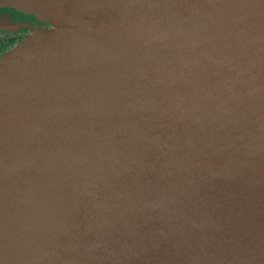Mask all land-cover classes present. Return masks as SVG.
Returning <instances> with one entry per match:
<instances>
[{
    "label": "water",
    "instance_id": "water-1",
    "mask_svg": "<svg viewBox=\"0 0 264 264\" xmlns=\"http://www.w3.org/2000/svg\"><path fill=\"white\" fill-rule=\"evenodd\" d=\"M0 4L50 25L0 55V264H264V0Z\"/></svg>",
    "mask_w": 264,
    "mask_h": 264
},
{
    "label": "bare ground",
    "instance_id": "bare-ground-1",
    "mask_svg": "<svg viewBox=\"0 0 264 264\" xmlns=\"http://www.w3.org/2000/svg\"><path fill=\"white\" fill-rule=\"evenodd\" d=\"M227 90L228 89L226 88V90L222 92L221 96H223V101L225 100L226 96H229L231 93H233V91H231L230 89L228 91ZM141 100H142V98H137V101H141ZM162 100H163V103H162L163 105L167 104V102L170 100V93L169 92H163ZM223 101H222V104H223ZM153 102L154 101H150V106H152ZM141 105L147 106L148 104L147 103H141ZM109 109H114L116 111V107H109ZM221 109H223V110L221 111L220 118H223L224 115L227 113L233 114L235 107L231 106V105L225 106L224 108L217 107L215 110L217 115H219V112ZM142 110H144L143 106H141V111ZM103 120H107V119H100L95 124L98 126V125H103V124L107 123V121H103ZM156 122H158V121H156ZM120 123H122V121L120 119H118V122L113 121V122H111V125H117ZM92 124H94V123L93 122L88 123L84 129H80L78 131V133L70 136L73 143L78 142V144L76 146H70L66 143V141H64L61 144V146L63 148L62 152L66 151L68 153L69 157L73 161V165L69 169H64L62 164L57 163V155H52L49 157V155H48L49 152H43L41 154L42 158H48L49 159L47 168H48V171L50 172L49 176L53 182L55 181L56 177H58V176H61V175L71 176L73 174V170H74L73 166L77 161H90L94 158V151H97V148H96L95 144H93V141H92V135L94 133V129L91 128ZM117 148H118V143L114 142L104 151H99L100 156L110 157L111 154ZM10 173L11 174L8 176V178H5L2 180V183H1L2 187L8 188L11 185H17L18 189L26 187V184H27L26 179H23L21 182H14L12 180L14 173L12 172V170L10 171ZM73 202H74L73 199H68V208L73 205ZM67 211H68V209H66L63 212L67 213ZM20 223L21 222H20L19 216L9 217L5 214L4 211L0 210V232H2V230L7 225L10 227V229L15 230V228L19 227ZM82 223H86L88 225V228L86 230L80 229L84 237L99 236L104 231V229L107 225L113 224L112 221H108L104 217L100 218L99 220L94 221L92 223H89L86 221H80L79 225ZM3 226H4V228H3ZM118 231L119 230H114V231H112L111 234H119ZM14 233L15 232H11L9 235H13Z\"/></svg>",
    "mask_w": 264,
    "mask_h": 264
},
{
    "label": "flooded vegetation",
    "instance_id": "flooded-vegetation-1",
    "mask_svg": "<svg viewBox=\"0 0 264 264\" xmlns=\"http://www.w3.org/2000/svg\"><path fill=\"white\" fill-rule=\"evenodd\" d=\"M48 23L10 5L0 4V55L15 46L32 29L49 28Z\"/></svg>",
    "mask_w": 264,
    "mask_h": 264
},
{
    "label": "rangeland",
    "instance_id": "rangeland-1",
    "mask_svg": "<svg viewBox=\"0 0 264 264\" xmlns=\"http://www.w3.org/2000/svg\"><path fill=\"white\" fill-rule=\"evenodd\" d=\"M29 14H31V13H29ZM33 15V14H32ZM38 19V18H37ZM38 20H40V19H38ZM41 21V20H40Z\"/></svg>",
    "mask_w": 264,
    "mask_h": 264
},
{
    "label": "crops",
    "instance_id": "crops-1",
    "mask_svg": "<svg viewBox=\"0 0 264 264\" xmlns=\"http://www.w3.org/2000/svg\"><path fill=\"white\" fill-rule=\"evenodd\" d=\"M44 23H46V22H44ZM50 27V26H49Z\"/></svg>",
    "mask_w": 264,
    "mask_h": 264
}]
</instances>
